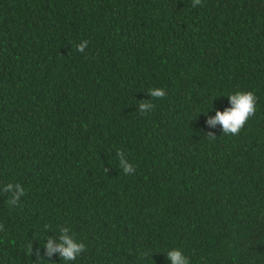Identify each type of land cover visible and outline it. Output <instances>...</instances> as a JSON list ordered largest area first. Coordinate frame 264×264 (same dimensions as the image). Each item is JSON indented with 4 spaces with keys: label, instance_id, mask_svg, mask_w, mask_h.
Wrapping results in <instances>:
<instances>
[{
    "label": "trees",
    "instance_id": "trees-1",
    "mask_svg": "<svg viewBox=\"0 0 264 264\" xmlns=\"http://www.w3.org/2000/svg\"><path fill=\"white\" fill-rule=\"evenodd\" d=\"M192 5L0 0V264H68L63 227L71 264H264V0ZM236 92L255 115L208 128Z\"/></svg>",
    "mask_w": 264,
    "mask_h": 264
},
{
    "label": "clouds",
    "instance_id": "clouds-1",
    "mask_svg": "<svg viewBox=\"0 0 264 264\" xmlns=\"http://www.w3.org/2000/svg\"><path fill=\"white\" fill-rule=\"evenodd\" d=\"M199 3L200 0H193L192 6L196 7ZM85 47L86 44H82L79 46L78 50L82 52ZM148 96L152 99H160L165 96V92L160 88H153L149 90ZM224 97L227 98L230 106L223 111L210 110L214 111L215 114L206 120V126L208 128L220 126L223 135L236 136L240 133L249 118L255 115L257 97L252 92H236L227 94ZM152 108L153 104L150 101L139 105V111L142 113ZM117 156L119 158V167L122 169L123 173L125 175L133 174L135 171L133 166L125 160L119 152ZM4 191L12 193V199L8 202L11 206L15 205L19 198L25 194L20 184H7L4 186ZM44 248L49 257L59 254L62 260L71 264V262H74L85 250V245L77 242L68 227H63L60 229L58 242L54 243L52 239H48ZM166 258L170 264H190L189 258L180 249L169 250L166 254Z\"/></svg>",
    "mask_w": 264,
    "mask_h": 264
}]
</instances>
